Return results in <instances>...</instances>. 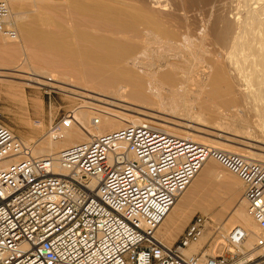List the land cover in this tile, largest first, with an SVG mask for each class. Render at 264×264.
<instances>
[{"label":"bare ground","instance_id":"bare-ground-1","mask_svg":"<svg viewBox=\"0 0 264 264\" xmlns=\"http://www.w3.org/2000/svg\"><path fill=\"white\" fill-rule=\"evenodd\" d=\"M6 1L15 11L12 16L15 15L17 19V34L19 31L24 42L11 44L0 36V64L9 66L14 60L16 66L12 70L17 73L25 70L31 72V76L14 74L11 78L24 81L20 83L23 92L26 88H53L73 95L74 97L68 95L67 98L78 106L77 112L69 118L70 128L58 126L49 134H43L35 142L34 151L31 147L33 157L58 160L59 154L69 147L90 143L99 136L130 125L151 124L169 136L264 163L263 154L246 150L243 148L245 145L239 144L242 147H237L233 145L237 144V139L223 135L232 132L234 137L244 138L256 134L258 130H264V111L260 107L264 103V1H260L262 7L254 9L251 5L253 0H236L245 5L242 8L246 9V15L234 21L225 13L217 16L213 11L216 15L212 16L210 13V19L201 26V35L198 34L201 29H197L194 24V27H183V32L173 16L177 10L187 13L193 8L196 10L197 7L208 6L212 0H179L174 3L177 10L173 4L171 7L164 6L166 0L162 2L163 6L160 3H157L159 6H149L151 1L148 3L146 0H67V12L61 4L42 8L55 13L56 20H53L55 16L49 18L51 15L47 13L49 17L35 18L32 24L26 23L28 15L24 12L22 0ZM44 1L40 0L41 3ZM210 6L212 5L208 7ZM38 23H51L53 28L44 29ZM18 38L19 35L16 39H8L14 41ZM250 58L255 60L249 62ZM247 62L249 64L246 67ZM247 70H251V73L244 78L253 80L254 83L248 102L236 95L239 87L237 71L245 74L249 72ZM60 82L76 90L63 87L59 85ZM77 88L98 96L82 93L83 90L79 92ZM41 101L32 104L35 112L43 108ZM241 101L256 116L254 124L246 122L244 111L238 110L230 116L238 126L234 130L228 127L215 128L223 133L218 134L200 128L208 126L203 115L206 109H223L221 114L229 116L231 107L239 108ZM122 102H128L131 106L120 104ZM192 103L200 105V114L193 112ZM155 107L158 109H152ZM182 114L188 119L187 123L163 117ZM99 119L101 124L95 125V121ZM151 120L164 124H154ZM41 130L40 126L35 132L39 135ZM195 133L212 136L218 141ZM218 177L225 179L227 192L234 194L238 177L221 175L215 162L210 159L160 226L158 235L161 240L168 245L175 243L176 236L181 232V221L202 201V186ZM224 204L213 219L222 221L226 230L244 227L249 232L246 250L252 257L260 255L261 251L255 247L259 229L246 212L245 200L242 199L238 206L236 203L237 207L232 208L233 211L225 220L223 213L227 206L225 202ZM207 238L205 236L193 244L188 254H196L202 250Z\"/></svg>","mask_w":264,"mask_h":264},{"label":"built area","instance_id":"built-area-1","mask_svg":"<svg viewBox=\"0 0 264 264\" xmlns=\"http://www.w3.org/2000/svg\"><path fill=\"white\" fill-rule=\"evenodd\" d=\"M17 35L11 7L0 0V36ZM210 159L243 184L259 229L256 257L245 248L244 227L226 230L207 215L196 214L172 245L158 236ZM263 164L151 124L69 147L58 160L36 158L0 116V264H264ZM205 236L202 250L188 254Z\"/></svg>","mask_w":264,"mask_h":264},{"label":"rangeland","instance_id":"rangeland-1","mask_svg":"<svg viewBox=\"0 0 264 264\" xmlns=\"http://www.w3.org/2000/svg\"><path fill=\"white\" fill-rule=\"evenodd\" d=\"M48 1L49 0H45L43 3H41L40 0H22L23 5H24V7H23L24 12H27V15H28L26 23L32 24L34 22L35 18H39V17L45 18V17H49V15H51V17H49L51 19L53 16H55V17H53V20H56L57 16L55 15V13H51L49 10L44 11V9H42V8H44V6H55V5L59 6V4H61L64 7L65 11L67 12V10H68L67 9L68 6H67V2H66L67 0H62V1L61 0H50L49 2ZM133 1H135V0H133ZM138 1H140V0H138ZM146 1L148 3L151 1L149 3V6L153 5V4H154V6H159L157 3H160L161 6L170 5V7H171V4H173L174 9L177 10L174 3H176L179 0H176V1L175 0H166V1L165 0H159L161 2H158V0H153V1L152 0H146ZM164 1L165 2L168 1L170 4L168 2L165 3ZM229 1L231 2V4ZM260 1L262 2L264 0H253V2H251V5H253V7H255L254 9H259V7L263 6L262 3H264V2L261 3ZM162 2H164L163 5H162ZM211 2L212 3H210L209 5H212V6H210V7H208L209 5L208 6H200L201 8L202 7H204V8L201 9L200 7H197L196 10H194L195 8H193V9H191V10H194L193 12H191V10H188L187 13H184V11L182 12L179 10H177V11L175 10L176 12L175 11L174 12L176 13L177 17L175 16V13H174V16H173L174 21L176 22L178 20L177 24L180 25L181 30L184 32L183 27L192 26V24H194V26L197 27V29L199 27V30H200L202 28L201 26H204V23L207 22L208 19H210L211 15L215 16L217 14V16H221V15H224V13H225L233 21H234V19H237L238 17H243L246 15V9L242 8L245 5L241 4L239 1H236V0H233V1L232 0H218V1L212 0ZM237 2L240 4H238ZM213 3H216V4H213ZM227 3H228V6L226 5ZM229 4H230V6H229ZM239 5L241 8L239 7ZM225 6H226V8H225ZM10 7H11V5H10ZM228 8H230V9H228ZM238 8H240V9H238ZM211 9H213V10H211ZM11 10H12V14H13V12H15V11H13L12 7H11ZM224 10H227V11H224ZM213 11L216 12V14H214ZM37 12H39V13H37ZM47 13L49 15H46ZM210 13H211V15H210ZM228 13H230V15ZM236 13H240L239 15H241V16H239ZM181 16H184V17L181 18ZM231 16L233 17V19ZM13 17H14V22L16 24L17 19L15 18V15ZM184 18L187 22L184 20ZM188 18L190 21L187 20ZM50 24L51 23H48L47 25L46 24L41 25L40 23H38V25L41 26L42 28L52 30L53 27ZM182 25H184V26H182ZM194 26H192V27H194ZM16 27H17V24H16ZM202 29L199 32L197 31L198 34L200 33L199 35L202 34V32H203ZM18 35H19V38L17 40H14V41L10 40L6 37H3V36H2V38L5 39L7 43L10 42L11 44L23 43L24 37L19 33V31H18ZM33 48H35V46H33ZM240 59H242V58H240ZM252 60H255V59L250 58L249 62H252ZM1 64H0V116H1V120H2L3 124L17 138L21 139L26 145H28V147H32L33 151H34L35 142L39 141L42 138V136H44L43 134L47 135V134H49V132L53 128L58 127V125L61 123L63 118L69 119L70 117H72L77 112L78 106L75 105L76 103L73 104L72 101L69 98H67L68 95L71 96L69 93H66V92H63L60 90H56L53 88L45 87V88H42L40 90L35 89L36 91L33 88H30V89L26 88L25 92H23L22 89L20 88V83H24V81H21V80L17 81V79L14 80L11 78L13 77L14 74L15 75L20 74L22 76H31V72L25 70V72L27 73L26 74L25 72L17 73L14 70H12L13 67L16 66V61H14V60H13V63H11L13 65L10 64L9 66H3ZM248 64L249 63L247 62L245 64V66L247 67ZM247 71H249V72H245V74H240V71H237L239 73V77H238V79H239L238 86L239 87H238V91L236 94V95L242 96V98L244 99L243 101H246V102H248V99L250 98V93L252 92L251 86L254 84L253 80H248V79L246 80L244 78L245 76H247L248 74L250 75V73H251V70H247ZM42 76L49 78V76H47V75H42ZM53 76L55 78H57L55 75H53ZM61 83L62 82H60L59 85H61L63 87H68V86H66V84L64 85ZM68 88L76 90V88H72L70 86ZM77 90L79 91L80 89L77 88ZM82 90H83V88L79 92H82ZM193 90H195V88H193ZM37 91H39V92L37 93ZM82 93H86V94H90V95L92 94V93L87 92L86 90H83ZM92 95L98 96L95 94H92ZM71 97H74V96L72 95ZM82 100L88 101V100L83 99V98H82ZM35 101H38L37 103H39V101H41V103H42L41 107H43V108L37 109L38 113L35 112V109L32 105ZM243 101L239 102V105H240L239 108H237L235 106L231 107L230 113H228L229 116H225V115L221 114L223 112V109L218 110L217 108H214V107L206 109L204 111L203 115L205 116L204 119L207 122L208 126L200 127V128H202L203 130L209 131L211 133H218V134H223V133L218 132L216 130L217 128L222 129V128L228 127L231 130H234L238 126H237V124L234 123V119H232L230 116L232 114H236V112L238 110L244 111L243 116H244V120L246 122H250V123L254 124V122L256 121V116L254 117L253 114L249 112V110L246 108V104ZM89 102H90V100H89ZM77 103H80V102H77ZM96 104L101 105L100 103H96ZM120 104L125 105V106H131L130 103H128V102H122ZM199 106L200 105H198V104H193V108H194L193 112L197 115L200 114L201 110H202L201 107H199ZM260 107L264 111V103L260 104ZM138 109H142V108L138 107ZM152 109L157 110L158 108L155 107ZM142 110H144V109H142ZM184 116L185 115H183V114H182V116H177V117H174V116L168 117L166 115L165 116L163 115V117H165V118H170L171 120H174L176 122H181L183 124L187 123L186 120H188ZM150 122H152V123L156 122V124H158V125L164 124L162 122L153 121V120H151ZM239 125H241L242 127L244 126L242 124H239ZM40 126L42 128V130H41L42 133L38 135V133L35 132V129L40 127ZM59 127H61V126H59ZM195 134L218 141V139L213 138L212 136H207V135L201 134V133H195ZM223 135L234 138L235 140L237 139V142H236L237 144H233L237 147H242L241 145H245V147H243V148H245L246 150L253 151V152L264 155V152H263V149H264V130H262V129L258 130L256 134H254L252 136H246L244 138L234 137V134H232V132H230L229 135H226V134H223ZM239 144H241V145H239ZM234 155H236V154H234ZM38 158H40V157H38ZM41 158H43V157H41ZM212 160L215 162L216 167L219 170V172L221 173V175H227V174L228 175H234V174L228 172L227 170H225L220 165V163L218 161H216L214 159H212ZM221 180L223 181V183H221L222 182ZM211 181L204 183V185L202 186V191H203L202 201L203 202L201 201V203L199 205L200 207L198 206L199 208L198 207L193 208L191 211H189L187 213V217L184 218L183 221H181V224H180L181 232L179 233V235L176 236V238L174 240L175 242L181 237L184 230L186 229V227L188 226V224L190 223V221L192 220V218L196 214L207 215V216H210L211 218H213V216L216 213L220 212L219 210L223 207V204L225 202L226 206H227L226 211H224V213H223V219L225 220L226 218L229 217V214L233 211L232 208L235 209L238 206V203L240 205V201L243 199V184L239 178H237L238 182L235 183V187L236 186L237 187L234 190V194L227 192L226 187H225V179L224 178L218 177V179L217 178L213 179V182H211ZM227 194H228V196H227ZM223 198H225V199H223ZM214 204H215V206H214ZM206 205H208V206H206ZM212 209H213V211H212ZM207 211H209V212H207ZM246 212L248 213L247 208H246ZM248 215H249V213H248ZM215 221L222 224V226H223L222 221H218V220H215ZM174 241H172V243H174Z\"/></svg>","mask_w":264,"mask_h":264}]
</instances>
